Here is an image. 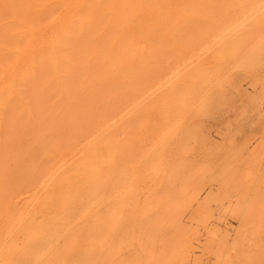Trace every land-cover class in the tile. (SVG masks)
Listing matches in <instances>:
<instances>
[{"label": "rangeland", "instance_id": "374dc122", "mask_svg": "<svg viewBox=\"0 0 264 264\" xmlns=\"http://www.w3.org/2000/svg\"><path fill=\"white\" fill-rule=\"evenodd\" d=\"M76 2L0 0V264H264V0Z\"/></svg>", "mask_w": 264, "mask_h": 264}, {"label": "bare ground", "instance_id": "6f19581e", "mask_svg": "<svg viewBox=\"0 0 264 264\" xmlns=\"http://www.w3.org/2000/svg\"><path fill=\"white\" fill-rule=\"evenodd\" d=\"M76 1V0H75ZM78 1V3H79V0H77ZM87 1V0H86ZM67 3V2H66ZM77 3V2H76ZM77 3V4H78ZM77 4H75V5H77ZM68 5V4H67ZM74 5V7H76ZM85 5H87V3L85 4ZM88 6V5H87ZM87 6H85V7H87ZM90 6V5H89ZM82 11V10H81ZM86 11V10H85ZM147 12V11H146ZM70 13V12H69ZM65 16V15H64ZM14 18H16V17H14ZM250 18V17H249ZM61 19V18H60ZM151 19H153V18H151ZM52 20V19H51ZM61 20H63V19H61ZM75 20L76 21H79V22H81L82 20H81V18L80 17H76L75 18ZM15 21V20H14ZM64 21V20H63ZM9 22H11V21H9ZM58 22V24H59V21H57ZM75 22V21H74ZM89 22V21H88ZM56 23V22H55ZM57 24V23H56ZM61 24V23H60ZM244 23H242V25H243ZM82 25V24H81ZM58 26V25H57ZM72 26V25H71ZM59 27V26H58ZM68 27V26H67ZM260 27V26H259ZM23 28H25V27H23ZM82 28V27H81ZM51 29V28H50ZM53 31V30H52ZM61 31V30H60ZM38 32V31H37ZM46 34V33H45ZM52 34V33H51ZM62 34V33H61ZM27 36V35H26ZM38 37V36H37ZM36 37V38H37ZM53 37V36H52ZM39 38V37H38ZM44 39V38H43ZM47 39V38H46ZM49 39H50V36H49ZM49 39H48V41H49ZM37 40V39H36ZM54 40V39H53ZM50 42V41H49ZM41 43V42H40ZM56 41H53L52 42V44H51V50L50 51H48L49 52V54L51 55V57H53L54 58V60L56 61L55 63H54V66H55V69H56V73H57V77H58V79L60 80V78H61V75H60V70H59V68H60V66H61V61H60V59H61V55H60V52H59V49H58V47L56 46ZM34 44V43H33ZM32 44V47L34 46ZM28 45H29V43H28ZM45 46V45H44ZM46 46H49V45H46ZM37 47V46H36ZM49 48V47H48ZM44 49V48H43ZM9 50V49H8ZM26 50V49H25ZM42 50V49H41ZM7 52V51H6ZM12 52V51H11ZM34 52V51H33ZM22 53V52H21ZM24 53V52H23ZM18 54V53H17ZM20 54V53H19ZM39 55V54H38ZM49 57V56H48ZM22 59V58H21ZM6 93L10 96V94L12 93V91H7L6 90V92L4 91V90H0V95H6ZM16 94V93H15ZM28 124V123H27ZM33 124V123H32ZM35 124V123H34ZM63 168V167H62ZM93 209V208H92ZM91 210V209H90ZM24 213V212H23ZM79 214V213H78Z\"/></svg>", "mask_w": 264, "mask_h": 264}]
</instances>
